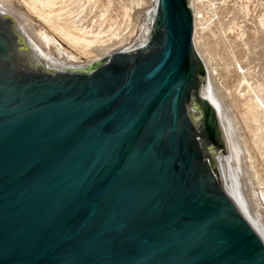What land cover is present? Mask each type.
I'll return each mask as SVG.
<instances>
[{
  "label": "water",
  "instance_id": "95a60500",
  "mask_svg": "<svg viewBox=\"0 0 264 264\" xmlns=\"http://www.w3.org/2000/svg\"><path fill=\"white\" fill-rule=\"evenodd\" d=\"M66 67L0 10V264H264L192 0Z\"/></svg>",
  "mask_w": 264,
  "mask_h": 264
},
{
  "label": "rangeland",
  "instance_id": "374dc122",
  "mask_svg": "<svg viewBox=\"0 0 264 264\" xmlns=\"http://www.w3.org/2000/svg\"><path fill=\"white\" fill-rule=\"evenodd\" d=\"M26 2L0 0V7L24 23L36 41L34 32L43 30L57 38L73 62L59 58L54 48L49 52L67 66L88 64L129 46L154 5L153 0H50L46 12L59 13V23L77 28L73 34L79 42L72 47L31 13ZM192 4L193 45L221 104L223 128L239 150L233 160L244 203L252 217L261 220L255 222L264 234V0Z\"/></svg>",
  "mask_w": 264,
  "mask_h": 264
},
{
  "label": "bare ground",
  "instance_id": "6f19581e",
  "mask_svg": "<svg viewBox=\"0 0 264 264\" xmlns=\"http://www.w3.org/2000/svg\"><path fill=\"white\" fill-rule=\"evenodd\" d=\"M49 2H50V0H44V1H42V0H27L26 5H27L28 9L30 10V12L33 13V14L35 13V15H37V17L39 19H41L48 26L47 28L49 30L51 29L53 32H55L56 34L55 33L54 34L59 36L61 40L65 41L67 44H70L72 47L73 46H77L79 41H78V38H76L75 33L73 34V32L77 31L76 26L74 24H71V25L65 24L64 25V24L59 23V21H61L60 14L55 12V11H54L55 13L51 12L50 10H48V12H46L47 10H45V8L49 7L48 6ZM37 4H41L42 7L38 8ZM154 9H155V7L153 5V8L151 9V11L148 10V11H150L149 13L151 14ZM0 10L4 14H6L10 19H12L18 26H20L25 32H27L26 31V27H25L26 25H24V23H22L21 21H20L21 22L20 23L18 21V19L14 18L10 14H8V12L6 10H4L3 8L0 7ZM146 13H148V12H146ZM145 16H147V15H145ZM27 18H29V16H27ZM34 33L36 34V37L38 38L37 42L40 43L45 49L50 51L51 48H54L56 50L57 56L59 58H64L65 57V58L68 59V61L73 62V61H71V59H73V57H71L69 55V53L63 49V44L57 38H55L53 36L52 37L49 36L48 33L45 30L39 31V32L37 31V33L36 32H34ZM35 34H34V36H35ZM89 43L90 42H86V44H89ZM110 55H107V56H105L103 58L97 59L96 61H93V62L101 61L102 59H104V58H106V57H108ZM198 55H199V53H198ZM200 59H201V57H200ZM201 61L203 62L202 59H201ZM93 62H91V63H93ZM203 64H204V62H203ZM82 65H84V64H82ZM65 66L68 67V68L75 67V66H67V65H65ZM77 66H80V65H77ZM204 66H205V69H206V72H207V75H208L207 67H206L205 64H204ZM214 98H215L216 105H217V108H218V112H219V115H220V118H221V122H222V125H223V112H222L221 104H220L219 100L217 99V97L215 95H214ZM223 129H224V132H225V136H226V139H227L228 146H229V149L231 151L232 157H233V159L234 158L237 159L238 155H239V150L234 145V143H232L231 138L228 135V131L225 130V128H223ZM262 199H264V193L262 194ZM253 219L256 222H261V220L258 218V216L253 218ZM257 226L259 227V225H257ZM260 231L262 232L261 229H260ZM262 234H263V232H262ZM263 236H264V234H263Z\"/></svg>",
  "mask_w": 264,
  "mask_h": 264
}]
</instances>
